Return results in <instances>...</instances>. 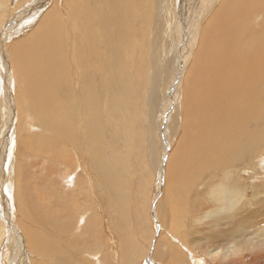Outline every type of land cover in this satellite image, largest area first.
<instances>
[{
    "label": "rangeland",
    "instance_id": "374dc122",
    "mask_svg": "<svg viewBox=\"0 0 264 264\" xmlns=\"http://www.w3.org/2000/svg\"><path fill=\"white\" fill-rule=\"evenodd\" d=\"M35 1L43 8L32 17L30 26V22H23L19 15L18 18L15 15L27 14L24 8H28L32 0H3L0 3V34L4 32L2 47L18 50L11 60L19 70L29 73L43 70L47 59L41 51L57 43L54 34L57 26L65 31L69 8L72 6L76 11L78 5L76 0H65L62 6L53 0ZM225 2L214 0L203 10L198 21L174 8L157 31L154 44L144 45L134 58L124 62L127 103L122 115L137 114L150 120V131L145 129L148 121L137 123L134 152L130 157L116 158L107 150L109 142H106L99 149L102 155L99 163L91 161L82 146L80 157L70 158L74 166L69 163L58 166L53 159L42 163L26 159L24 163L27 165L24 166L33 168V171L29 169L28 184H14L20 211L16 209L12 178L4 172L0 180V264L13 263L11 250L17 252L15 264H91L89 258L93 264H165L164 261L172 264H264V224L245 229L242 217L233 218L235 212L250 211L252 207L241 208L236 204L240 193L228 187L231 174H220L209 182L206 190L195 186L200 181L192 188L175 183L171 186L165 176L166 158L173 146L172 137L169 138L167 132L168 117L178 104L180 86L185 83L187 70L196 65L201 70V64L205 62L206 71L211 73L210 67L218 65L215 39L219 28L211 23ZM44 15L53 19H45L38 28L31 29ZM24 41L34 43L35 56L26 55L22 46ZM2 71L0 66V73ZM6 71L10 75L13 73L11 68ZM134 82L137 89L132 92L129 87ZM173 82L177 85L176 90ZM193 82L195 87L206 84V76L195 75ZM11 87L15 89L13 83ZM59 90L65 92V86L61 85ZM213 100L210 92L207 107L210 112ZM25 115L28 120L32 119L28 110ZM2 117L5 124L0 131H5L8 119ZM103 118L115 117L105 107ZM209 123L211 114L205 120V124ZM218 124L227 131L225 119ZM12 132L9 141L15 150L17 142ZM261 149L264 150V146ZM208 165L209 162L201 168L206 171ZM235 166L242 187L246 189L243 200L251 198L254 188L264 191V153L242 160ZM175 187L190 192L189 198L194 194L204 198L199 215L203 217L199 223L206 222L202 228L210 237L203 233V239L198 241L202 249L188 245L187 241L179 240L173 234L176 230L187 239L184 233L187 229L194 228V224L201 229L202 225L193 219L197 214H190L192 203L189 200H186L188 209L185 210L188 211L184 215L181 198H168L169 189ZM227 193L228 200L223 196ZM212 196V202L217 203L213 208L208 201ZM170 217L174 218L169 221ZM180 217H184L183 221ZM233 222L238 238L233 239V235L213 236L221 228L231 230ZM210 241L213 245L208 250L216 248L217 251L214 258L204 245ZM231 241L232 255L226 250ZM219 242L222 245L216 247ZM221 253H227L228 257L223 258Z\"/></svg>",
    "mask_w": 264,
    "mask_h": 264
},
{
    "label": "bare ground",
    "instance_id": "6f19581e",
    "mask_svg": "<svg viewBox=\"0 0 264 264\" xmlns=\"http://www.w3.org/2000/svg\"><path fill=\"white\" fill-rule=\"evenodd\" d=\"M53 1L59 6L65 3ZM76 1V11L69 8L65 31L58 25L54 32L57 43L41 51L47 59L42 71L19 70L11 60L18 50H5L4 32L0 34V128L5 124L2 115L8 119L5 131H0V180L5 171L9 173L18 211L21 207L14 184H28L29 169L33 171L25 167L26 159L33 163L53 159L58 166H74L70 158L80 157L82 146L86 156L99 163V149L106 142L107 150L116 158L132 155L137 123L148 121L143 126L150 131V120L137 114L122 115L127 103L124 62L134 58L144 45L154 44L171 10L177 8L180 14L187 13L198 21L214 0ZM225 1L211 23L219 28L215 39L218 65L210 67L211 73L206 71L205 62L201 70L197 65L187 70L178 104L168 117L167 132L173 146L164 162L165 176L171 186L175 183L192 188L200 181L195 186L206 190L220 174H231L228 187L240 193L236 204L252 207L250 211L235 212L233 218L242 217L245 229H252L264 224V191L254 188L251 198L243 200L246 189L235 165L264 153V0ZM27 7V14L15 15L26 23L43 8L35 0ZM45 19L53 18L44 15L31 29L38 28ZM22 46L27 56L36 55L31 41H24ZM8 68L12 75L6 71ZM195 75L206 76V84L195 87ZM61 85L65 92L59 90ZM172 85L176 90V83ZM129 89L135 92L137 83ZM210 92L214 97L212 112L207 109ZM105 107L115 118H103ZM27 110L31 120L25 115ZM209 114L211 123L205 124ZM223 119L227 131L218 124ZM11 132L17 142L15 150L9 141ZM208 162L204 171L201 166ZM223 196L230 198L228 193ZM11 252L15 264L17 252ZM88 262L93 264L91 258Z\"/></svg>",
    "mask_w": 264,
    "mask_h": 264
},
{
    "label": "crops",
    "instance_id": "0c3cea01",
    "mask_svg": "<svg viewBox=\"0 0 264 264\" xmlns=\"http://www.w3.org/2000/svg\"><path fill=\"white\" fill-rule=\"evenodd\" d=\"M189 194H190V192L183 191V190L180 189V187H175V188L169 189L168 198H174V197H180L181 198V200H182V202H181L182 203L181 209L182 210L184 209V215H186L185 214V211H186L185 209H188V206H187L188 201H186V200H189L192 203V207L189 208L190 214L193 213L194 216L197 214V217H193V219H196V222L198 223V225H201L202 224L201 225V229L200 228L197 229L198 226L194 224L192 226L194 228L187 229L186 232H184L187 235V237H188L187 239L184 236H182V234L180 232H178L176 230H174V232H176V233H173V234L179 240H183V241L185 240V241H187L186 243L188 245H194V246H197L198 248L202 249V246H200L201 242H198L199 239L200 240L203 239L204 236L205 237H210V235L208 234L209 232L206 229L202 228V227H204V225H205L206 222H204V224L203 223H199L200 217H203V216H199V215H200L201 209L204 206V198L200 194H194V195L190 196V198H189V196H188ZM185 197H186V199H185ZM212 200H214L213 199V196L210 199H208L210 207H212V206L214 207L215 205H217V203L214 204L212 202ZM183 204H185V207H183ZM173 218L174 217H170L169 221L172 220ZM180 218H181V221H183L182 218H184V217H180ZM203 233H204V236H203ZM227 235H233L234 236L233 239L238 238V236H237V230H236V224L235 223H234V227L231 230L229 228H227V229L226 228H221L217 232V234H215L213 236L214 237H221V236H227ZM252 241H254V240H252ZM232 244H233V242L231 241L230 242V248L228 246H226V250H228V252H230L229 253L230 255L233 254V252H231L233 250L232 249ZM204 245L208 246L206 250L209 251V253H210L209 255H211L210 257L214 258L215 256H217L216 248H213L211 250H208L210 248V246L213 245V242L210 241L209 243H204ZM220 245H222V242H219L218 245H216V247H219ZM172 249L174 250V248H172ZM220 255L223 258L228 257V254L227 253H221ZM164 263L165 264H172L171 262H165V261H164Z\"/></svg>",
    "mask_w": 264,
    "mask_h": 264
}]
</instances>
